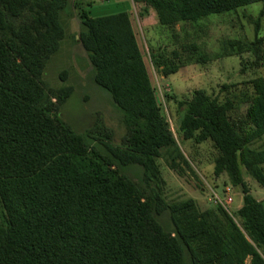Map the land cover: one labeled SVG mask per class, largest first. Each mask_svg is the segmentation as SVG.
<instances>
[{
    "label": "trees",
    "instance_id": "trees-1",
    "mask_svg": "<svg viewBox=\"0 0 264 264\" xmlns=\"http://www.w3.org/2000/svg\"><path fill=\"white\" fill-rule=\"evenodd\" d=\"M133 2L152 9L159 25L172 26L264 0ZM66 3L0 0V264H264V210L239 169L264 188V149L250 147L264 136V79L250 81L253 97L238 128L228 121L231 103L203 91L177 104L182 139L197 133L198 142L210 140L219 152L214 175L225 173L241 188L236 216L250 241L226 215L218 229L192 200L166 206L156 195V206L172 215L177 239L154 219L150 201L112 169L147 168L175 147L128 15L80 17L79 42L126 123L124 147L113 150V160L88 155L84 138L58 118L71 88L44 94L40 76L63 38L59 15ZM261 17L264 6L256 30ZM176 70L162 69L165 76Z\"/></svg>",
    "mask_w": 264,
    "mask_h": 264
},
{
    "label": "rangeland",
    "instance_id": "rangeland-1",
    "mask_svg": "<svg viewBox=\"0 0 264 264\" xmlns=\"http://www.w3.org/2000/svg\"><path fill=\"white\" fill-rule=\"evenodd\" d=\"M263 6L264 3H256L172 26L159 25L152 9L133 0H67L60 12L64 35L58 51L41 73L44 94L71 88L70 96L59 106L58 118L84 138L88 155L109 160H113V150L124 147L126 123L113 98L98 83L96 71L79 42L84 30L80 17L98 18L122 12L128 15L175 147L162 150L147 168L139 164H112V169L150 201L154 219L177 239L172 215L164 207L161 210L156 206V195L166 206L192 200L196 211L218 229L226 224V215L250 241L236 216L242 205L241 188L233 186L225 173L214 175L219 152L210 140L198 142L197 133L190 140L182 139L177 104L189 101L196 91H203L210 98L231 103L228 121L239 127L253 97L250 81L264 79V17L260 18L257 30L255 24ZM164 67L177 70L165 76ZM250 147L263 150L264 136ZM239 169L249 194L264 210V188L242 166ZM183 248L188 260V250ZM259 253L264 259V253Z\"/></svg>",
    "mask_w": 264,
    "mask_h": 264
}]
</instances>
